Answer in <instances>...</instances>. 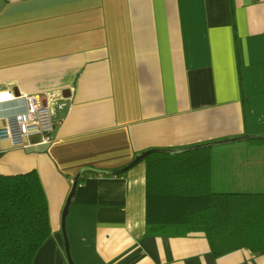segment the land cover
<instances>
[{"label": "crops", "instance_id": "1", "mask_svg": "<svg viewBox=\"0 0 264 264\" xmlns=\"http://www.w3.org/2000/svg\"><path fill=\"white\" fill-rule=\"evenodd\" d=\"M21 94L40 95L56 124L47 145L0 139V174L36 171L48 200L51 236L32 264H68L61 212L86 168L65 218L73 264H264L246 249L214 257L201 233L144 235L145 162L97 172L264 135V0H0V124ZM238 142L197 155L209 187H264V140Z\"/></svg>", "mask_w": 264, "mask_h": 264}, {"label": "trees", "instance_id": "2", "mask_svg": "<svg viewBox=\"0 0 264 264\" xmlns=\"http://www.w3.org/2000/svg\"><path fill=\"white\" fill-rule=\"evenodd\" d=\"M239 57L236 53L241 80ZM242 107L247 117V97H242ZM204 149L170 154L169 149L154 148L142 160L146 164L144 235L201 233L214 257L237 249L264 253V192L209 187L197 167V155ZM50 236L48 200L37 172L0 174V264H32Z\"/></svg>", "mask_w": 264, "mask_h": 264}, {"label": "built area", "instance_id": "3", "mask_svg": "<svg viewBox=\"0 0 264 264\" xmlns=\"http://www.w3.org/2000/svg\"><path fill=\"white\" fill-rule=\"evenodd\" d=\"M13 98L12 95L7 97ZM18 99L20 110L1 117L0 139L20 148L50 143L56 124L50 117L46 102L40 95L21 94ZM32 137H36V140H32Z\"/></svg>", "mask_w": 264, "mask_h": 264}, {"label": "water", "instance_id": "4", "mask_svg": "<svg viewBox=\"0 0 264 264\" xmlns=\"http://www.w3.org/2000/svg\"><path fill=\"white\" fill-rule=\"evenodd\" d=\"M247 139H263L264 140V135H243L241 137L226 139V140H222V141H218V142L204 143V144H200V145L192 146V147H188V148H173V149L166 150V152H168L170 154H174V153H180L182 151L193 150V149H198V148H206V147L216 146L219 144L232 143V142H237V141H242V140H247ZM153 151H155V150L148 149V150H145L141 153L136 154L134 159L130 163H128L126 166H124L120 169L110 170V171H97V172L101 173V174H107V175H113V174H119V173L125 172L126 170H128L131 167H133L134 165H136L138 162L142 161L145 158V156H147L150 152H153ZM83 171H96V170L86 168V169L79 171L72 178L71 188H70V191L67 195L65 204H64L62 212H61L60 229H61V233H62V237H63L64 249H65V254H66L68 264H73V262H72V259H71L70 253H69L68 241H67V237H66L65 218H66V215L68 213L70 200L74 195L76 187L79 183L81 172H83Z\"/></svg>", "mask_w": 264, "mask_h": 264}, {"label": "rangeland", "instance_id": "5", "mask_svg": "<svg viewBox=\"0 0 264 264\" xmlns=\"http://www.w3.org/2000/svg\"><path fill=\"white\" fill-rule=\"evenodd\" d=\"M241 144H244L243 142H238V143H229L227 144V147H229L230 151H232V149L234 148L233 145H240L238 147H241L242 149H247V145H241ZM256 152V150H255ZM261 154L264 155V150L260 151ZM231 154V153H230ZM264 164V163H263ZM257 172H260V171H257ZM242 182L245 181L244 177L241 179ZM229 191H243V192H264V187H262V185H255L252 186V185H245V187H228Z\"/></svg>", "mask_w": 264, "mask_h": 264}]
</instances>
